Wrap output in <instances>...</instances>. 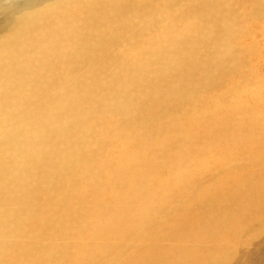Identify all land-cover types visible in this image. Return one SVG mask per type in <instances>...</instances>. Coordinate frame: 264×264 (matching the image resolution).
<instances>
[{
	"label": "rangeland",
	"instance_id": "rangeland-1",
	"mask_svg": "<svg viewBox=\"0 0 264 264\" xmlns=\"http://www.w3.org/2000/svg\"><path fill=\"white\" fill-rule=\"evenodd\" d=\"M42 1L56 11L26 20L21 18L30 9L12 15L6 7L17 3L0 0V36L34 31L30 46L16 47L7 67L18 74L17 100L24 92L30 95L15 110L11 141L26 139L19 145L27 150L22 159L38 158L25 187L34 201L25 196L14 204L17 210L0 200L2 263L177 264L173 259L193 250L201 236L206 240L201 252L221 258L220 264H232L233 254L243 264H264V225L248 202L258 199L259 189L264 194V141L256 138L259 129L253 128L252 136L246 123L261 122L264 111V0ZM164 47L172 51L166 62L172 72L154 74L158 58L153 57ZM127 61L140 73L126 67ZM228 94L220 112L208 111V101ZM235 94L240 95L236 108ZM70 96L83 111L69 104ZM224 111L222 135L216 136L214 121ZM4 131L8 134L0 131V138H8L6 124ZM139 140L148 144L144 148L152 146L148 153L134 147ZM211 149L222 150L231 172L239 171L244 180L222 175L226 168L212 161ZM222 177L231 199L220 192ZM0 180V190L9 187L1 175ZM237 187L238 196L232 195ZM213 206L224 214L217 215ZM215 214L226 219L216 220ZM226 214L247 219L236 223L242 228L237 235L227 232L225 223L234 219ZM216 222L234 240L215 236ZM199 257L187 264H203Z\"/></svg>",
	"mask_w": 264,
	"mask_h": 264
},
{
	"label": "bare ground",
	"instance_id": "bare-ground-1",
	"mask_svg": "<svg viewBox=\"0 0 264 264\" xmlns=\"http://www.w3.org/2000/svg\"><path fill=\"white\" fill-rule=\"evenodd\" d=\"M17 3V2H16ZM7 9H6V12L8 13H11L12 15H16V13H18V10H20V9H23L24 10V8L25 9H30V11H27L25 14H24V16H22V18L21 19H26V20H41L42 18H44V17H46V13H50V14H52V13H54L55 11H56V8L54 7V4L52 5V6H49V5H46V4H44V2L42 1V0H25L24 2H21V3H17V4H14L13 6H11V7H6ZM51 11H52V13H51ZM95 12V11H94ZM257 22V21H256ZM263 24V23H262ZM104 25V24H103ZM103 27V26H102ZM27 28H29V27H27ZM79 29V28H78ZM254 33V32H253ZM34 34V31H32V30H29V29H26V30H23V31H16V32H14L11 36H7L6 38L5 37H3V36H0V131H2V132H4V133H6V134H8V132H5L4 131V125L6 124V126H8L9 127V129H10V132H9V135H8V138H0V168H1V172H0V175H1V177L3 178V181L5 182V184H9V187L8 188H3L2 187V185H1V190H0V200L1 199H3L4 201H6L8 204H9V206H10V208L12 209V207L13 206H15L14 204H17V206H18V204L20 203V202H23L24 201V197L26 196V197H29L30 199H27V200H32L31 199V195H32V193L31 192H29V190H27L25 187H26V183H27V179H28V172L30 171V170H32L33 171V169H34V164H35V161H34V156H36L35 154H33L32 156H27L25 159H22V154L25 152V151H27V150H25V149H21L20 147H19V145H22V144H25V140L26 139H20V141H18V144L17 143H15V142H13V141H11L12 140V138H13V135H14V113H15V110H16V108L18 107V106H23L25 103H27L28 101H29V99H30V95L28 94V93H26V92H24L20 97H19V99L17 100V93H18V83H17V71H16V69H14V72H13V70L11 69V67L10 66H8L7 67V61H8V58L9 57H11V56H13V55H15V48L16 47H22V48H26V42L29 44V46H30V44H31V42H30V40L28 39V38H30L32 35ZM167 35V34H166ZM3 37V38H2ZM166 38V37H165ZM18 40H20V41H18ZM77 45V44H76ZM261 48V47H260ZM82 49H83V47H82ZM82 49H80L79 48V51L81 52L82 51ZM85 49V48H84ZM258 50V49H257ZM263 50V49H262ZM194 51V50H193ZM171 50H168L166 47H164L163 48V51H162V53H161V56L159 55V56H154L153 58H158V61H157V63H156V65L155 66H153V67H155V70L156 71H154L153 73L154 74H158V73H161V72H172V70L170 69L172 66L171 65H169V64H166V62L167 61H169L168 60V55H170L171 54ZM195 52V51H194ZM258 52V51H257ZM264 52V51H263ZM125 55H126V53H124ZM129 54V53H128ZM253 55V54H252ZM207 56V55H206ZM39 58H41V56H38V58L37 59H39ZM127 58H129V57H127ZM152 58V59H153ZM256 58V57H255ZM131 59V58H130ZM128 60V59H127ZM255 60V59H254ZM33 60H31L30 61V63L32 62ZM116 61V60H115ZM115 61H114V63H115ZM192 61V60H191ZM117 62H119V61H117ZM187 62V61H186ZM124 63H127L126 65V67H128L129 66V68H131V67H133V68H135L136 70H137V73H140V71H141V69L140 68H138L137 66H135V65H132V64H128L129 62L127 61V62H124ZM190 63V62H189ZM188 63V64H189ZM117 65H119V64H117ZM263 65V64H262ZM188 66V65H187ZM125 68V67H124ZM44 70V67H43V69L41 70L40 69V71H43ZM127 70L128 71H131V69H128L127 68ZM160 70V71H159ZM152 71H148V74H150ZM258 72V71H257ZM87 73V72H86ZM259 73V72H258ZM145 76H148L146 73H145ZM77 78V77H76ZM148 78H151V75L150 76H148ZM264 78V77H263ZM150 80V79H149ZM260 80V79H259ZM262 81V80H261ZM182 83V82H181ZM184 84V83H183ZM191 85V84H190ZM228 89V88H227ZM226 89V92H229L228 90ZM230 89V88H229ZM242 90L244 91V92H247L248 93V91H246L244 88H242ZM224 91H225V89L223 90V93H224ZM239 91V90H238ZM190 95V94H189ZM254 95V94H253ZM229 96H231L230 94H228L227 96H222L220 99H218V101H217V103L215 102V101H208L207 102V109H208V111L209 112H213L214 111V108L215 107H217V110L220 112V110H221V106L223 105V101L225 100V99H227ZM240 97V95H237V94H235V103H234V105L232 106V107H234V108H236V105L238 104V102L237 101H239V100H237L236 101V99H240L239 98ZM258 97V96H257ZM255 98V97H254ZM191 99H192V97H191ZM190 100V99H189ZM190 101H192V100H190ZM68 102H69V104H73V103H75L76 105H75V110L76 111H79V112H81V111H83L84 110V108L80 105V103L78 102V100H77V98L75 97V96H70L69 98H68ZM198 101H196V99H195V103H197ZM243 102V101H242ZM59 104V103H58ZM60 105H61V107L63 106V103H60ZM195 105V104H194ZM196 106V105H195ZM194 106V107H195ZM257 106V105H256ZM61 107H59V108H61ZM231 107V108H232ZM193 108V107H192ZM231 108H229L228 110H230ZM247 108H249V107H247ZM256 108V107H255ZM260 108V107H259ZM57 109V110H56ZM56 109H55V114H58V113H60V112H57V111H59L60 109H58L57 107H56ZM200 109V108H199ZM203 109V108H202ZM201 109V110H202ZM206 109V108H205ZM233 109V108H232ZM254 109V108H253ZM258 109V108H257ZM237 110H240V105H239V107L237 108ZM249 110V109H248ZM204 111V110H203ZM202 111V112H203ZM206 111V110H205ZM204 111V112H205ZM227 111V110H226ZM226 111H224L222 114H220V116H219V118H217L214 122H216V125H215V127H218V133H215L216 134V136L217 135H222V124H224V121H223V118L225 117V116H227L228 114H226ZM232 111V110H231ZM242 111V110H241ZM255 111V110H254ZM240 112V111H239ZM244 112H246L245 110H244ZM249 112V111H248ZM206 113H207V111H206ZM243 113V112H242ZM257 113V112H256ZM259 113V112H258ZM123 114V113H122ZM206 115V114H205ZM114 116V118L115 117H118V114L117 115H113ZM154 116V115H153ZM242 116V115H241ZM251 117V116H250ZM113 117H111V119H114ZM120 119H121V117H119ZM196 118H198V117H196ZM203 118V117H202ZM246 118V117H245ZM245 118H241L242 120L244 119L245 120ZM204 119H206V118H204ZM203 119V120H204ZM246 119H248V118H246ZM250 119V118H249ZM248 119V122H246V123H248L249 125H250V127H249V131H251L252 132V129L253 128H257V129H259V134L257 135V130H253V132H252V136H256L257 135V139L258 140H260V141H264V111L262 112V116H261V122H259V119H255L256 121H254L253 119L252 120H249ZM151 120H153V119H150V122H151ZM246 121V120H245ZM258 121V122H257ZM112 122V121H111ZM117 122V121H116ZM123 122V121H122ZM121 122V123H122ZM149 122V123H150ZM244 122V121H243ZM115 124V123H114ZM133 125V124H132ZM114 126V125H113ZM156 126V125H155ZM155 128V127H154ZM157 128V127H156ZM102 129V127H99V128H97L96 129V135H97V137H98V133L100 132V130ZM159 130V129H158ZM234 130V129H233ZM134 131V130H133ZM132 131V132H133ZM154 132V131H153ZM251 132L249 133V136L247 137V141L245 142L244 141V143L245 144H248V142H249V140H250V135H251ZM161 133V132H160ZM159 133V134H160ZM148 134H149V132H148ZM157 134V133H156ZM225 134V133H224ZM229 135V134H228ZM131 136V135H130ZM230 138L232 139V137L230 136ZM235 138V137H234ZM219 140H222V139H225L226 141H228L227 139H229V138H223L222 136L220 137V138H218ZM145 140H139L138 142H140L138 145L136 144V142H135V144H134V147H138V148H140L141 149V147H143V146H146V144L147 143H145L144 142ZM128 140H125V141H123V145L125 146V148H128ZM137 142V143H138ZM228 142H230V143H233V141L232 140H230V141H228ZM235 143V145H240V143H239V141H236V142H234ZM154 144V143H153ZM143 145V146H142ZM148 145V144H147ZM117 147H118V145H116ZM141 146V147H140ZM150 146V145H149ZM219 146V145H218ZM227 147H230V146H226V148H225V150L226 151H228V149H227ZM144 148V147H143ZM150 148H152V146H150ZM150 148H147V147H145L144 148V151L143 152H146V153H148L149 152V150H150ZM154 148V147H153ZM154 150V149H153ZM230 151H233V148L232 147H230V149H229ZM153 152V151H152ZM210 155H211V159H212V161H214V162H217V163H219V164H223V166H224V168H226V170H224V174H222V175H224V176H231V179H233V178H235L236 180H244V176H238L237 174H238V172L236 173H232L231 172V169H230V167H229V164H228V162L226 161V159H225V155H224V153L222 152V150H220L219 149V152L217 153L214 149H211V151H210ZM79 158H81L80 156H78ZM37 158V156L35 157V159ZM3 159V160H2ZM38 159V158H37ZM208 159V158H207ZM222 159L223 160H225L226 162H227V165L225 164V163H223V161H222ZM165 164V163H164ZM206 165V164H205ZM27 167L26 169H21L22 167ZM138 166V165H137ZM168 166V165H167ZM227 166V167H226ZM171 167V166H170ZM136 168V167H135ZM139 168V167H138ZM167 168V167H166ZM209 168V167H208ZM141 169V168H140ZM249 168L248 167H244L242 170H248ZM134 170H136V169H134ZM188 170V169H187ZM241 170V171H242ZM149 171H151V169L149 168ZM189 173V172H188ZM192 173V172H191ZM247 173H248V171L247 172H245L244 174L245 175H247ZM237 175V176H236ZM151 176V175H150ZM52 177V176H51ZM143 177V176H142ZM142 177H139V178H141L142 179ZM145 177H147V178H149V176H145ZM144 177V178H145ZM151 177H153V176H151ZM155 177V176H154ZM165 177V176H164ZM26 178V179H25ZM49 178V177H48ZM137 178V177H136ZM138 178V179H139ZM143 178V179H144ZM192 178V177H191ZM17 179H25V181H21V180H17ZM151 179V178H150ZM48 180V179H47ZM146 180H148V179H146ZM154 180H155V178H154ZM219 180V179H218ZM1 181V180H0ZM156 181V180H155ZM209 181V180H208ZM134 182V181H133ZM137 182V181H136ZM136 182H135V184H136ZM214 182V181H213ZM213 182H212V184H213ZM220 182H221V184H220ZM220 182L218 183V184H220L221 185V190H220V192L222 191V193L224 192V190H225V188L224 187H226L225 186V184L227 183V181H226V177H222L221 178V180H220ZM254 182V181H253ZM138 183H140V181L138 182ZM144 183V182H143ZM142 183V184H143ZM217 183V182H216ZM255 183V182H254ZM147 183H144V185H146ZM149 184V183H148ZM150 184H152L151 182H150ZM209 184H211V182L209 183ZM214 184H215V182H214ZM217 184V185H218ZM247 184V183H246ZM245 184V185H246ZM138 185V184H137ZM136 185V186H137ZM140 186H141V184H139ZM143 185V186H144ZM174 185V184H173ZM180 185V184H179ZM216 185V184H215ZM214 185V187H216ZM143 186H142V188H143ZM149 186V185H148ZM147 186V187H148ZM152 186V185H151ZM164 186H166V185H164ZM175 186V185H174ZM250 186V185H249ZM24 188L23 190H22V188ZM150 187V186H149ZM167 187V186H166ZM176 187V186H175ZM203 187H205V186H203ZM218 187H220V186H218ZM245 187V186H244ZM154 188V187H153ZM163 188V187H162ZM213 188V187H212ZM227 188V187H226ZM232 188H234V187H232ZM247 188V187H246ZM251 188V187H250ZM141 189V188H140ZM143 189H146V188H143ZM151 189V188H150ZM175 189V188H174ZM203 189H205V188H203ZM218 190V192H219V188H217ZM228 190H229V188H227ZM254 190L256 189V188H253ZM149 190V189H148ZM154 190H159V189H154ZM176 190V189H175ZM235 190V191H234ZM232 189V190H230V191H232V195H234V194H237V196H238V192L239 191H236V190H239L238 189V187H237V189L235 188V189ZM254 190H252V192L254 191ZM256 190H258V189H256ZM144 191V190H143ZM146 191V190H145ZM150 191H152V190H150ZM236 192V193H234V192ZM259 191H260V194L259 193H257V196H258V199L256 198V201L255 202H253L252 203V199H253V197L251 198V200H249L248 201V199H246L249 203L251 202V205H249V204H247V205H249V207H252L251 209H254V211H255V213H253V217H254V214H255V217H258L260 220H261V224L262 225H264V202H261L263 199L262 198H264V194L262 195V192L263 191H261L260 189H259ZM137 192V191H136ZM139 192L141 193V191L139 190ZM147 192V191H146ZM160 192V191H159ZM226 192V191H225ZM225 192H224V194H225ZM247 192V191H246ZM248 192H250V189H249V191ZM255 192V191H254ZM150 193V192H149ZM202 193V192H201ZM203 193H205V192H203ZM211 193V192H210ZM222 193H220L219 194V197L217 198V201L219 202L220 201V197H221V195H222ZM242 193V192H241ZM153 194V193H152ZM230 194V193H229ZM245 194H247V193H245ZM249 194V193H248ZM225 195H227L228 196V194H225ZM240 195H243V194H240ZM250 195V194H249ZM157 196V195H156ZM204 196H207L206 194L204 195ZM227 196H223L224 198L225 197H227ZM230 196H231V194H230ZM230 196H228L227 198H225L226 200L227 199H231L230 198ZM158 197V196H157ZM159 197H162V196H159ZM213 197H214V195H213ZM232 197V196H231ZM240 197V196H239ZM241 197H244V196H241ZM262 197V198H261ZM150 198H155L154 196H152V197H150ZM165 198H167V197H165ZM208 198V197H207ZM212 198V197H211ZM235 198H236V196H235ZM235 198H232V199H235ZM34 199V198H33ZM236 199H238V197L236 198ZM156 200H158V198L156 199ZM210 200V199H209ZM208 200V201H209ZM241 200H243V198L241 199ZM29 201V202H30ZM34 201V200H33ZM33 201H31V202H33ZM168 201V200H167ZM169 201H171L170 199H169ZM168 201V202H169ZM261 202V205L259 206V207H255L259 202ZM264 201V200H263ZM27 202V201H26ZM160 202H161V199H160ZM159 202V203H160ZM163 202H164V200H163ZM163 202H161V203H163ZM217 202V203H218ZM228 202V201H227ZM237 202H239V201H237ZM54 203V202H53ZM170 203V202H169ZM219 204H221V203H219ZM242 204V203H241ZM243 204H245V203H243ZM2 205V204H1ZM20 205V204H19ZM26 205V204H25ZM213 205H214V203H213ZM240 205V204H239ZM28 206V205H27ZM221 206H222V204H221ZM237 206H238V204H237ZM4 207V206H3ZM16 207V206H15ZM151 207V206H150ZM208 207V206H207ZM213 207H215V206H213ZM217 207V206H216ZM215 207V210L217 211V208ZM230 207V206H229ZM240 207V206H239ZM238 207V208H239ZM19 208V207H18ZM18 208L16 207V209L18 210ZM22 208H24V207H22ZM154 209L155 208H157L158 209V207L156 206V207H153ZM152 208V209H153ZM159 208H162V207H159ZM209 208H211V207H209ZM225 208H227L226 206H225ZM223 209V211H225L226 209ZM241 208H243L242 206H241ZM240 208V209H241ZM245 208H247V206L245 207ZM10 209V210H11ZM163 209V208H162ZM164 209H165V207H164ZM222 209V208H221ZM227 209H230V208H227ZM233 210L234 209H236V207L234 206V208H232ZM0 210H2V209H0ZM22 209H20V211H21ZM30 210V209H29ZM161 210V209H160ZM220 212H221V210H220V208L218 209ZM245 210V209H244ZM244 210L242 211V212H244ZM249 210V215L248 216H246L245 214L243 215V213H241V212H239L240 213V217H241V214H242V216L244 217V216H246L247 218L249 217V216H251L252 214L250 213V209H248ZM4 211H5V209H4ZM158 211V210H157ZM162 211V210H161ZM164 211V210H163ZM162 211V212H163ZM212 211H214V210H212ZM211 211V212H212ZM219 211H217V215H222V214H224V213H219ZM228 212H229V210H227ZM239 210H237L236 211V213L238 212ZM22 212H24V211H22ZM247 211L245 210V212L244 213H246ZM3 213V212H2ZM13 213V212H12ZM11 213V214H12ZM153 213H155V212H153ZM160 213V212H159ZM213 213H215V212H213ZM230 214H233V213H231V212H229ZM34 214V213H33ZM158 213H156V215H157ZM215 214V215H216ZM238 214V213H237ZM251 214V215H250ZM13 215V214H12ZM25 215H26V213H25ZM28 215V214H27ZM26 215V216H27ZM159 215V214H158ZM157 215V216H158ZM163 215V214H162ZM215 216V218L216 217H218V216ZM227 215V214H226ZM239 215V214H238ZM257 215V216H256ZM2 216V215H1ZM21 216H23V215H21ZM161 216V215H160ZM223 216H225V215H223ZM227 216H229V219H230V215L228 214ZM226 216V217H227ZM232 216V215H231ZM29 217H31V215L29 216ZM28 217V218H29ZM33 217V216H32ZM221 217V216H220ZM220 217H218V218H220ZM242 217V218H243ZM18 218V217H17ZM214 218V217H213ZM218 218H216V220L218 219ZM242 218L241 219H239L238 218V216L236 215L235 217L233 216V218H231L230 220L231 221H233V219H234V221L233 222H230V220L228 221V220H226L227 222H230V223H225V225L227 224H229L230 226L228 227L229 229H227L226 228V230H228L227 232H229V230L231 231V232H229V233H231L232 234V232H233V234L235 233V235H237L239 232H241V229L242 228H240V226H238L236 223H238L240 220H242ZM220 219H223V217H221ZM220 219H218V220H220ZM226 219V218H225ZM225 219H223V220H221V221H223L224 222V220ZM244 219V218H243ZM17 220V219H16ZM162 220H163V217H162ZM161 220V221H162ZM244 220H247L246 218L244 219ZM18 221V220H17ZM220 221V222H221ZM247 222V221H246ZM220 224V223H219ZM221 224H223V223H221ZM225 225H223V226H225ZM240 225H241V223H240ZM238 226V227H237ZM243 227V226H242ZM212 232H213V234L215 235V236H217V237H219L220 239H223L224 241H229V240H234L233 238L234 237H232V235H231V237H229L225 232V228L223 227V229L221 228V227H219V225H218V223L216 222V223H214V225H213V230H212ZM12 234H14L15 235V233H12ZM25 236H28V235H24L23 236V238L25 237ZM192 236V235H191ZM190 235H189V237H191ZM194 236V235H193ZM234 236V235H233ZM19 237V236H18ZM29 237V236H28ZM195 237V236H194ZM201 239H199V241L197 242V243H195L196 245H195V248L193 249V250H191V251H189V252H186L185 250H182V251H180V253L173 259V263H177V264H187V262H188V260H190V259H195V258H197L198 256H200L199 258H198V262L199 263H201V262H204L203 264H220L221 263V258H216V257H213L212 256V254L210 253V252H201V246L203 245V244H205V242H206V240H205V238H203V237H201V236H199ZM21 237H19V239H20ZM196 238V237H195ZM26 239V238H25ZM28 239V238H27ZM188 239V238H187ZM191 240H193V237L192 238H190ZM29 240H30V238H29ZM28 241V240H27ZM193 241H195L196 242V240H193ZM18 242V241H17ZM24 242H25V240H24ZM29 243H30V241H28ZM25 243H27V242H25ZM28 243V244H29ZM21 244V243H20ZM23 244V243H22ZM21 244V245H22ZM24 245V244H23ZM87 245V244H86ZM27 246V245H26ZM26 246H25V248H26ZM28 247V246H27ZM30 247V246H29ZM27 249V248H26ZM25 249V250H26ZM188 250H190V248H188ZM31 251V250H30ZM28 252V251H27ZM22 253H23V250H22ZM29 253V252H28ZM24 254V253H23ZM22 254V255H23ZM31 254V253H30ZM0 256H1V254H0ZM3 257V256H2ZM23 257V256H22ZM4 258V257H3ZM9 258V257H8ZM24 258V257H23ZM5 259V258H4ZM6 260V259H5ZM4 262H6V261H4ZM2 263V261H1V259H0V264ZM3 264V263H2ZM5 264V263H4ZM232 264H243L241 261H239V260H237L235 257H234V254H233V256H232Z\"/></svg>",
	"mask_w": 264,
	"mask_h": 264
},
{
	"label": "clouds",
	"instance_id": "clouds-1",
	"mask_svg": "<svg viewBox=\"0 0 264 264\" xmlns=\"http://www.w3.org/2000/svg\"><path fill=\"white\" fill-rule=\"evenodd\" d=\"M6 2H8V3H15L16 2V0H6Z\"/></svg>",
	"mask_w": 264,
	"mask_h": 264
}]
</instances>
